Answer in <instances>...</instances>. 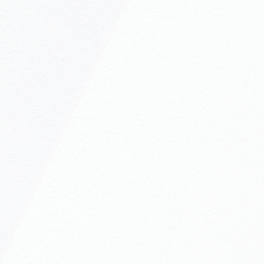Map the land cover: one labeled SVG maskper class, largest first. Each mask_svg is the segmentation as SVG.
<instances>
[{
  "label": "snow or ice",
  "instance_id": "obj_1",
  "mask_svg": "<svg viewBox=\"0 0 264 264\" xmlns=\"http://www.w3.org/2000/svg\"><path fill=\"white\" fill-rule=\"evenodd\" d=\"M0 264H264V0H0Z\"/></svg>",
  "mask_w": 264,
  "mask_h": 264
}]
</instances>
